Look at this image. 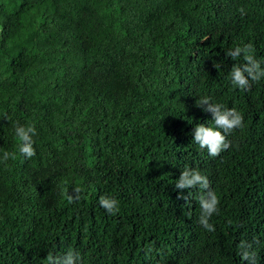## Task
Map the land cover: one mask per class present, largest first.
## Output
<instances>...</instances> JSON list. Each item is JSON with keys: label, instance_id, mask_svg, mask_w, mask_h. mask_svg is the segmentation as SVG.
I'll return each instance as SVG.
<instances>
[{"label": "trees", "instance_id": "16d2710c", "mask_svg": "<svg viewBox=\"0 0 264 264\" xmlns=\"http://www.w3.org/2000/svg\"><path fill=\"white\" fill-rule=\"evenodd\" d=\"M249 42L264 67V0H0V158L16 122L37 130L34 157L0 162V264L69 247L83 264H248L253 238L264 264V79L234 88L243 60L225 55ZM205 96L244 116L217 157L192 139ZM185 167L220 197L214 232L201 190L175 187Z\"/></svg>", "mask_w": 264, "mask_h": 264}, {"label": "clouds", "instance_id": "9594fccd", "mask_svg": "<svg viewBox=\"0 0 264 264\" xmlns=\"http://www.w3.org/2000/svg\"><path fill=\"white\" fill-rule=\"evenodd\" d=\"M243 13V9H240ZM206 39V38H205ZM225 55L233 61L242 58L243 63L233 64L229 73L230 82L234 88L247 91L251 87L250 82H259L264 79V67L261 66L262 61L255 56L254 45L249 42L237 45L229 49ZM219 67V65H216ZM196 107L202 108L203 111L211 114V124L199 123L194 127L192 139L201 150H207L210 157H217L221 152L231 147V142L226 139L234 130L243 127L244 116L235 107L228 108L222 103L211 102L210 97H201L196 102ZM14 133L17 141V151H4L0 162L7 163L9 159L16 160L17 152L26 159H30L36 155L33 137L37 134L35 123L14 124ZM176 189H192L199 188L200 215L198 224L207 232L215 231V227L210 223V219L214 214L219 212L220 197L211 188L210 181L206 175H203L198 169L185 167L180 173L175 183ZM83 189L76 187L71 193L66 190L64 196L68 203H73L81 198ZM184 198V197H181ZM99 206L109 215L119 213V201L112 196H100ZM260 242L253 238L252 242L241 241L239 244L240 258L247 261L248 264H257V252L253 249V244ZM152 246H148L145 255L152 252ZM46 264H83V259L79 251L69 247L61 255H55L49 252L45 257Z\"/></svg>", "mask_w": 264, "mask_h": 264}]
</instances>
